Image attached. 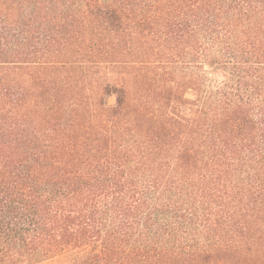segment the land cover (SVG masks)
I'll return each instance as SVG.
<instances>
[{"label":"trees","instance_id":"obj_1","mask_svg":"<svg viewBox=\"0 0 264 264\" xmlns=\"http://www.w3.org/2000/svg\"><path fill=\"white\" fill-rule=\"evenodd\" d=\"M50 262L264 264V0H0V264Z\"/></svg>","mask_w":264,"mask_h":264},{"label":"rangeland","instance_id":"obj_2","mask_svg":"<svg viewBox=\"0 0 264 264\" xmlns=\"http://www.w3.org/2000/svg\"><path fill=\"white\" fill-rule=\"evenodd\" d=\"M111 102L114 104L115 100L112 99ZM44 264H63V262H50V263H44Z\"/></svg>","mask_w":264,"mask_h":264}]
</instances>
